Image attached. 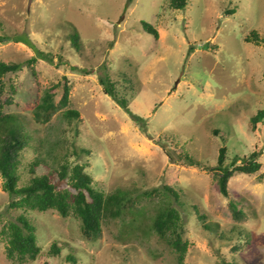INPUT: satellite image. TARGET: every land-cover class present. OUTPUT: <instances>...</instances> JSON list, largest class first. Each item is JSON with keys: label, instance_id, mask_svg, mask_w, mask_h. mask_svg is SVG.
<instances>
[{"label": "rangeland", "instance_id": "1", "mask_svg": "<svg viewBox=\"0 0 264 264\" xmlns=\"http://www.w3.org/2000/svg\"><path fill=\"white\" fill-rule=\"evenodd\" d=\"M252 30L264 36V0H187L183 9L169 0H0V37L10 38L0 42V61L22 64L3 77L1 110L29 135L18 186L50 172L58 188L68 187L55 172L66 161L84 164L104 193L125 191L135 199L125 215L103 219L101 235L90 241L73 215L11 207L0 176V229L23 215L40 247L34 260L17 263L6 257L0 235V264H264V114L255 127L251 120L264 112V44L245 40ZM37 50L48 58L29 66ZM64 76L68 104L36 122L43 90L51 88L57 103ZM66 109L78 117L66 118ZM221 146L228 169L260 152L259 170L233 173L227 196L214 175ZM185 153L208 167L191 165ZM166 203L177 209L176 231L187 242L181 262L152 226ZM234 209L243 213L235 216Z\"/></svg>", "mask_w": 264, "mask_h": 264}, {"label": "trees", "instance_id": "2", "mask_svg": "<svg viewBox=\"0 0 264 264\" xmlns=\"http://www.w3.org/2000/svg\"><path fill=\"white\" fill-rule=\"evenodd\" d=\"M187 0H169V6L173 9H183L186 6ZM141 26L144 31L158 37L157 29L151 24L141 21ZM251 35V37L249 36ZM77 33L74 32L70 39L73 44L77 43ZM10 38L0 37V42ZM16 42H23L29 44L26 37L13 38ZM246 41H252L255 44H264V36H259L255 30H252L246 37ZM37 56H31L27 62L31 66L36 59H47L48 55L41 50H37ZM51 61V60H49ZM22 67L21 63H6L0 61V94L4 91L3 77L7 73H13ZM71 69L75 70L74 67ZM34 72V69H31ZM64 83L62 84V95L58 102L54 101V91L51 88L43 90L40 96V101L36 103L33 108V118L38 123H45L50 120L51 116L56 110L64 107L69 101V84L64 76ZM104 91L113 96V84L107 78L100 79ZM59 85V84H58ZM13 91V88H11ZM4 102H10L9 96L4 99ZM122 107L126 108L125 100H118ZM2 103H0V176L2 178V189L9 195V205L13 208H20L22 210H37L45 211L49 209L56 210L61 216L66 217L73 215L80 220L81 234L85 239L90 241L99 238L101 235L102 221L105 218H116L125 215L128 210L134 206L135 199L127 197L125 191L113 192L106 194L102 190L93 186L91 175L86 172L85 165L74 163L69 165L66 161L59 165L57 175L59 178H67L69 186L58 188L52 180L53 173L34 174L29 181L23 185L18 186V165L20 162V152L28 145L29 135L23 130L18 118L12 113H5L1 110ZM264 112L258 111L251 119L255 123L259 121L257 118L259 114ZM66 118L78 117V112L72 109H66L62 113ZM264 117V115L262 116ZM159 142V139H158ZM226 147L218 148V155L216 166L214 167L216 183L219 192L224 196L228 195L227 181L233 173H253L261 167L258 161L260 152L252 151L246 156H243L241 162L231 169L225 167L226 161ZM82 152L87 150L82 149ZM166 156L169 154L165 153ZM66 153H63V159ZM183 157L195 166H202L203 162L193 159L188 153L183 154ZM37 161L31 164L32 173L33 168L37 165ZM204 166L206 164H203ZM208 167V166H205ZM165 189L177 195L176 191L169 186H164ZM148 195V193H146ZM151 195V192H149ZM231 204V202H230ZM235 216L241 215V210H233ZM180 220L177 209L169 206L167 203L159 209L155 210L152 220V226L163 237L168 244L179 252V261L181 262L185 251L187 249V242L182 241L180 233L176 231V222ZM151 226V227H152ZM205 228L210 227V223L204 224ZM166 231L172 232V236L168 237ZM0 235L6 239L5 255L8 259L17 263H23L26 260H34L40 252V247L36 243L35 230L29 220L19 215L17 221H9L0 229ZM50 250L57 253L58 246L56 243H51ZM218 264H232L222 259Z\"/></svg>", "mask_w": 264, "mask_h": 264}]
</instances>
